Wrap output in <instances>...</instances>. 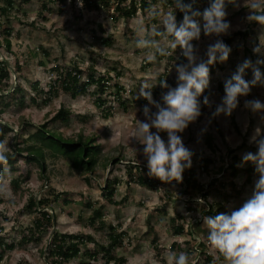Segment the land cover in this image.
I'll return each instance as SVG.
<instances>
[{"label": "rangeland", "instance_id": "rangeland-1", "mask_svg": "<svg viewBox=\"0 0 264 264\" xmlns=\"http://www.w3.org/2000/svg\"><path fill=\"white\" fill-rule=\"evenodd\" d=\"M12 1L7 12L0 8V30L4 27L10 30V48L0 46V58L12 66L9 81L1 82L0 86L5 89L8 84L19 81L25 98L24 103L13 99L5 106L0 96V108L4 107L0 118L12 128L2 140L7 142L8 159L10 157L12 161L7 162L8 171L0 168L5 184L4 191L0 192V264H46L43 248L52 230L91 234L93 239L81 243L80 252L69 262L103 264L100 255L94 259L86 250L100 248L99 243L106 244L112 231L110 226H114L112 232L121 234L115 255L125 257L122 264H154V261L167 264L169 249L177 253L186 251L191 264H203L201 249L213 253L217 259L218 253L206 239L208 230L203 224L202 217L206 215L202 208L213 203L217 214L230 213L250 198L258 174L255 165L243 162L242 156L257 151L255 143L250 142L255 130L259 128L264 134V113H253L244 106L246 100L264 102V86L259 84L252 87L249 95L238 98L239 104L230 116H211L224 95V82L231 78L237 66L246 59L253 65L257 60H264V25L247 20L250 0H238L239 7L227 4L226 20L231 24L229 34L206 37L202 33L199 41H193L199 60L207 59V47L217 39L231 48L227 61H217L209 66V88L199 97L202 114L180 134L184 146L193 152L191 166L197 181L207 189L206 198L191 183L160 182L150 188L129 178V170L138 174L144 172L141 166L147 165L142 155L143 146L131 138L136 119L144 120L142 108L148 104L139 97L141 86H156L166 80L175 87V65L187 63L185 58L180 61L179 48H168V55L157 53L155 61L150 62L147 57L154 50L136 46L141 37L137 28L143 24L149 33L153 28L162 31L163 14L169 11L174 12L179 23L183 15L177 14L179 10H175V3L163 5L158 1L145 9L138 8L133 16L127 17L120 16L114 6L94 7L84 5L81 0ZM209 2L196 0L194 8L202 12ZM1 5H7V0H0ZM153 11L159 15H151ZM148 38L168 47L160 35ZM255 48L260 51L254 52ZM17 65L19 68L16 69ZM55 65L59 66L61 74L66 67L78 65L84 70L81 81L93 74L103 76L104 84L92 82L73 97L70 91L56 83L57 91L48 94L49 84L59 76L51 69ZM259 67L264 72V64ZM244 78L249 81L253 78L251 69L246 70ZM35 81L38 82L36 87ZM166 91L155 92L151 88L157 102H161V94ZM48 95L50 98L46 100ZM206 95L213 101L211 108L203 105ZM60 105L70 110L68 119L51 120ZM42 123L64 138L92 137L99 146L93 169L76 168L61 152L44 145L43 171L34 160L13 151L14 133L27 136ZM202 129L206 130L202 132ZM161 137L166 140V133H161ZM21 138L18 136L19 144L28 151L30 144L40 143L32 139L22 142ZM206 138L210 139L212 147ZM133 148L138 150L137 154ZM234 153L238 155L236 174L230 172L228 165ZM205 158L211 160L207 167H203ZM247 167L251 168L249 180L246 179ZM13 178H18L19 182H12ZM212 178H215L214 186L209 183ZM107 179L114 187L116 203L103 195ZM52 191L60 193L59 199L49 207L55 217L52 225L39 232L34 228L38 213L27 205L28 196L31 193L36 196L51 194ZM95 207L102 211L104 223L100 227L89 223ZM179 223L183 224V229L176 232L174 227ZM173 241L177 243L176 247H170ZM3 242L10 247L4 246ZM215 264H223L222 258Z\"/></svg>", "mask_w": 264, "mask_h": 264}, {"label": "clouds", "instance_id": "clouds-1", "mask_svg": "<svg viewBox=\"0 0 264 264\" xmlns=\"http://www.w3.org/2000/svg\"><path fill=\"white\" fill-rule=\"evenodd\" d=\"M174 3L175 10L183 13L179 23L174 12L169 11L163 14L162 31L153 28L149 33L143 24L137 28L141 37L136 46L154 50L148 54L150 62L155 61L157 53L168 55V48H179L180 55L187 61L175 65V87L170 86L166 80L159 83L161 88L167 89L161 94V102L153 99L151 88L154 85L144 84L139 90V97L147 100L148 104L142 108L144 120L136 119L131 138L143 146L142 155L147 161V175L162 183L181 182L183 172L191 167L193 152L184 146L180 134L202 114L199 97L209 88V66L217 61H227L231 52L229 46L217 39L207 47V59L199 60L198 49L194 47L193 41H199L202 33L206 37L229 34L231 24L226 20V6H240L238 0H210L209 6L201 12L194 8L196 0H189L187 3L184 0H174ZM248 8L247 20L264 25V0H250ZM151 15L159 13L153 11ZM153 35H160L168 47H162L160 42L148 38ZM253 51L259 52L260 49L255 48ZM262 64L264 60H257L253 65L251 60L246 59L237 66L231 78L224 82V95L212 112V118L221 114L230 116L239 104V97L249 95L252 87L258 84L264 86V72L259 67ZM247 69L252 70L253 78L250 81L244 78ZM212 104L209 96H204L203 105L211 108ZM244 106L253 113H264V102L259 99L246 100ZM161 133H166V140L161 137ZM250 142L255 143L257 151L242 156L243 162L255 165V172L258 174L250 198L230 213L202 217L208 230L207 242L218 253L217 259L222 258L223 264H264V134L259 128L255 130ZM9 151L7 142L0 140V168L5 171H8L6 165ZM133 152L137 154L138 150L133 148ZM3 181L4 176L0 175V192L5 188ZM166 260L167 264H191L186 251L177 253L169 249Z\"/></svg>", "mask_w": 264, "mask_h": 264}, {"label": "trees", "instance_id": "trees-1", "mask_svg": "<svg viewBox=\"0 0 264 264\" xmlns=\"http://www.w3.org/2000/svg\"><path fill=\"white\" fill-rule=\"evenodd\" d=\"M84 5H94V7L99 6H105L106 8H109L111 6H114L113 8L117 10L118 14L120 16H133L134 13L137 11L138 8L145 9L149 7L151 4L157 3L160 1L163 5H169L174 3V0H129L128 2H125V0H81ZM13 4L12 0H7V5H1L0 8L3 12H7L8 8ZM177 14L179 16H182L183 13L178 11ZM1 26V24H0ZM243 34L246 33V31L242 32ZM10 30L9 28L4 27L2 30H0V37L3 35L2 38H0V46L4 45L7 49L10 48V39H9ZM3 42H2V40ZM181 55H179L180 61L183 59ZM202 60V58L200 59ZM11 65L7 62L6 59L0 58V83L1 82H8L12 70ZM16 69L19 68L17 65L15 67ZM59 66L55 65L52 66V70H55L59 76H56L55 79L49 84L47 88L48 94L55 93L57 90L56 87L59 85L63 90L70 91V94L73 97H76L78 94L82 93L84 89L92 82H100L101 85L104 84L103 76H97L95 77L93 74H89L87 80L81 81V75L83 74V69L80 68L78 65H73L72 67H66L61 74V72H58ZM15 69V70H16ZM37 81L34 82L35 87L37 85ZM57 83V85H56ZM161 83V81L159 82ZM220 87L222 86V83L219 82ZM9 88H11L9 90ZM155 92H161L163 91V88H161L158 85H154L152 87ZM119 90V88H117ZM0 96L3 98V105L8 106L10 104V101L13 99H17L19 103H24V89L22 84L19 81H16L14 84H8V86L4 89L0 86ZM50 97L49 95L46 97V100H48ZM31 99H34L33 96H31ZM4 108V107H3ZM3 108H0V114L4 111ZM70 114V110L65 108L64 105H60L57 110L51 115V120H67L68 116ZM26 122V121H25ZM12 128L7 124V122L2 121L0 118V140H3L6 133L8 131H11ZM18 136H22L21 141H27L29 139L37 140L40 143L30 144V151L27 149H24L21 144L18 142ZM14 142H13V151L19 152L22 155L27 156L28 159L34 160L44 171L45 170V154L43 151V146H48L54 150H57L61 152L65 157H67L71 161V165L79 168L84 171H88L93 169L94 165L97 161V155L99 152V146L98 144L94 143L92 140V137H78L77 139H71V138H64L59 133H56L53 130H50L47 128L45 123H42L38 126V128L32 132L29 133L27 136H23V134L14 133L13 135ZM206 141L210 147V139L206 138ZM25 151L26 153H24ZM12 153V152H11ZM238 159L237 154H232L231 163L228 164L230 167V172L232 174H236V161ZM11 160L9 157L8 161ZM12 161V160H11ZM210 158H205L203 162V167L208 165L210 162ZM140 169H143L144 172H138L132 173L129 170V178L136 180L140 184L147 185L150 188H155L157 184H159L161 181L149 177L147 175V165L141 166ZM250 167L246 168V179H250ZM12 182L18 183V178L11 179ZM182 181L185 184H193L196 188L200 189L202 197H207V189H204L203 185L197 181V177L194 171V168L191 166L190 168L186 169L183 172V178ZM215 178H212V180L209 182L210 186H214ZM105 193L103 194L105 197H107V200L110 202L116 203L117 201L113 199L114 194V187L111 185L110 179H107L105 182L104 187ZM60 193L52 191L51 194L43 193L41 195L36 196L35 194L31 193L28 196L27 205L29 208H32L38 213V216L35 218V227L39 232H42V230L47 229L50 225H52L54 214L49 211V207L52 204V202L57 201L59 199ZM66 201V200H65ZM90 204V203H89ZM91 205V204H90ZM213 203H210L207 205V207L202 208V212L206 216H214L217 214V210L213 208ZM89 223L100 227L103 223V217H102V211L100 207H95L92 210L91 215L89 216ZM174 227V226H173ZM110 228L114 229V226H110ZM174 231L179 232L183 229V224L179 223L174 227ZM109 232L108 235V241L106 244L99 243L100 248H88L86 251L88 252V255L92 258H98L100 257L103 259V264H109L111 261V264H122L125 262V257L123 255L116 256L115 255V246L119 245L121 243V234L120 232ZM93 236L87 232H57L53 231L51 232L50 238L48 240V243L43 248V251L45 250L44 258L46 259V264H71L69 260L77 255L80 252V244L84 243L87 240H92ZM4 246L10 247L8 244L3 242ZM177 243L173 241L170 244V247H176ZM201 255L203 256V264L211 263L215 264L217 263V259L214 258V254L210 252H206L205 250H200ZM2 256V251L0 252V258ZM22 264V263H21ZM27 264H31L28 262Z\"/></svg>", "mask_w": 264, "mask_h": 264}]
</instances>
